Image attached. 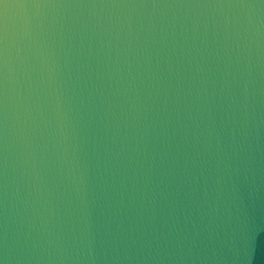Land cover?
<instances>
[{"label": "water", "instance_id": "water-1", "mask_svg": "<svg viewBox=\"0 0 264 264\" xmlns=\"http://www.w3.org/2000/svg\"><path fill=\"white\" fill-rule=\"evenodd\" d=\"M0 264H264V0H0Z\"/></svg>", "mask_w": 264, "mask_h": 264}]
</instances>
